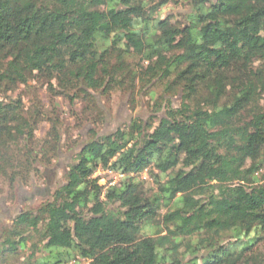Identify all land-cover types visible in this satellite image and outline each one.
I'll return each instance as SVG.
<instances>
[{
	"label": "trees",
	"instance_id": "16d2710c",
	"mask_svg": "<svg viewBox=\"0 0 264 264\" xmlns=\"http://www.w3.org/2000/svg\"><path fill=\"white\" fill-rule=\"evenodd\" d=\"M190 5L180 27L152 18L146 0H0V89L47 71L94 101L123 83L132 51L147 63L140 84H165L155 119L90 140L52 200L0 231V263L31 247L29 262L48 253L38 264H264V0ZM35 125L20 101L0 102V176L11 187L60 150L54 123L40 159ZM99 169L124 178L105 190Z\"/></svg>",
	"mask_w": 264,
	"mask_h": 264
},
{
	"label": "rangeland",
	"instance_id": "374dc122",
	"mask_svg": "<svg viewBox=\"0 0 264 264\" xmlns=\"http://www.w3.org/2000/svg\"><path fill=\"white\" fill-rule=\"evenodd\" d=\"M146 2L147 11L155 20L171 19L172 23L179 22L180 27L189 25L187 17L192 10L190 5L192 0H168V4L157 12L154 10L160 0H146ZM50 5L58 11L66 10L54 1L50 2ZM125 57L128 70L125 77L121 78L123 83L106 92L92 93L94 101L76 97L75 91L64 89L57 75L47 71L29 73L23 83L14 87L3 86L0 89V102L10 104L20 101L24 108V116L36 123L35 132L38 141L36 148L42 153L40 159L46 153L43 147L46 146L45 142L54 123L58 125L61 136V147L58 153L55 155L52 152L48 159H42L43 162L37 165L40 174H33L28 183L18 181L11 187L10 181L0 176V231L10 227L13 219L19 214L36 210L44 202L52 200L56 190L66 183V175L70 166L74 164L76 155L90 140L110 135L119 128L129 125L134 119L140 118L147 121L152 116H154L153 119L156 118L157 102L164 95L165 84L157 83L151 87H143L136 77L140 66H145L147 63L143 61L142 55L134 51L126 54ZM128 77L137 79L136 88H133V91H131L133 85ZM166 99L170 98L166 97ZM172 101L177 106V98ZM165 105L166 103L163 104L164 107ZM261 106H264V96L261 97ZM95 176L101 179L100 182L104 178L102 172ZM140 177L147 182L148 196L155 194L157 188L148 172L142 173ZM167 211L166 207H162L160 214L163 216ZM159 223L152 227H145L142 231L143 235L154 236L158 231ZM37 241L38 238L34 235L29 245ZM193 243L195 241L191 244ZM189 246V243L185 244L179 252L172 253L171 256L180 257ZM255 249L264 253V242L257 245ZM30 254L31 247H26L17 257L10 258L4 264H38L48 255L45 251L36 252L34 260L29 262ZM45 261L53 260L45 258ZM89 263V261H78V264Z\"/></svg>",
	"mask_w": 264,
	"mask_h": 264
},
{
	"label": "built area",
	"instance_id": "2783aa9c",
	"mask_svg": "<svg viewBox=\"0 0 264 264\" xmlns=\"http://www.w3.org/2000/svg\"><path fill=\"white\" fill-rule=\"evenodd\" d=\"M100 172L104 174V178L100 183L102 186L105 187V190L109 187L117 185L121 181V179L124 178L123 174H118L113 172L112 170H104V169H99L96 175Z\"/></svg>",
	"mask_w": 264,
	"mask_h": 264
}]
</instances>
